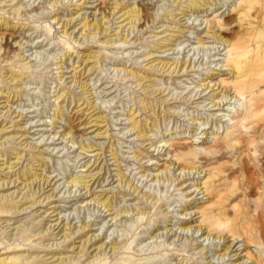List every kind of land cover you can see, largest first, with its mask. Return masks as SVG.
I'll return each instance as SVG.
<instances>
[{"label":"rangeland","instance_id":"374dc122","mask_svg":"<svg viewBox=\"0 0 264 264\" xmlns=\"http://www.w3.org/2000/svg\"><path fill=\"white\" fill-rule=\"evenodd\" d=\"M53 1L0 0V12L4 13L5 17H16L14 13L18 11L21 12L19 23H25L24 27L15 29V33L6 39L8 47L4 46L2 52L5 50V56L10 59L5 64L9 66L15 62H29V72L33 75L44 74L45 78L42 84H36L30 78L25 79L20 88L24 95L20 99L13 97L8 103H0V107L2 106L0 110L5 115L4 124L7 127L2 131V135L6 137L15 134L14 139L4 145L21 150L22 157L14 169L27 164L30 155L25 153H42L35 157L40 159L44 156L46 168L39 167L38 161L34 163L33 170L37 175L41 173L46 176L48 180L45 183L43 180L39 181L40 186L43 183V188L38 193V199L50 195L43 203H37L27 209L24 216L22 212L17 215L9 222L11 224L9 229L16 225L12 223L17 219L25 220L27 223L32 217L40 215L43 219L41 229L50 225L53 231L52 235L41 239L43 244H48L45 250L51 244H59L62 249L65 248L64 251H68L67 255L74 256L76 250L65 247L70 240L60 239L61 229L67 223L66 229L71 231L74 230L73 227L77 228L87 221L83 231H89L87 236L92 235L95 238L86 246L103 236V242L108 247L105 248L104 245L100 249V254L102 256L107 253L106 258L110 260L124 250L117 249L112 253L109 251L110 242L115 238L126 239L131 243V249L127 252L132 254L134 259L140 258L138 261L140 264H234L233 262L254 264L250 260H245L244 254L247 249L260 253L263 257L264 247L261 245H247L242 238L233 240L228 235L216 244L218 240L213 238L218 234L214 231L211 233L214 237H205L204 227L199 232L195 231L200 222L197 208L202 203H208L207 196L201 193V190H197L207 175V172H200L201 165L206 161L205 157H208L203 148L219 139L226 129H235L246 134V137H250L252 133L248 128L233 127L231 118L243 111L238 101L231 98L232 91L227 88L225 93H219L220 81L232 79L227 67L221 66L225 62L226 50V43L221 41V37L225 39L234 30L239 29L238 23L233 20L238 17L233 10L238 0H208L210 5L201 6L202 11L194 14L186 12L185 15L178 9L181 7L172 0H122L136 6L142 4L149 15L148 19L145 17L140 20L133 32L128 29L127 21L118 18L119 14L109 15L107 19L108 2L110 5L113 0H87L88 3L82 4L83 8L79 11L82 1L58 0L54 6H50L49 3ZM19 3L24 6L18 9ZM42 6L45 9H42ZM11 7L15 12L10 9ZM167 8L177 16L167 17L165 13ZM101 15L106 16L105 26L109 34L117 32L120 36H126L127 43H118L119 38L113 35L112 38H116V42L105 45L101 43L103 34L82 32L80 23L82 17L93 21ZM67 20L70 21L68 25L70 29L64 34L60 22ZM47 24L51 26V31L48 35H43ZM37 25L39 27L35 28ZM31 27L33 29L29 30ZM9 33L4 32L2 42ZM92 36L95 37L94 40L100 41L90 43ZM169 36L172 40L175 38V41L165 40ZM64 41L70 43L73 48L68 50L71 53L70 59L60 66L59 60L63 54L61 42ZM156 42L164 47L155 53L150 48L153 49L151 46ZM85 48L94 51L98 61L95 65L90 64L84 74L78 76V71L83 65L77 66ZM45 52L50 53L51 57L46 62H36ZM15 53H20V56L14 57ZM176 61L178 62L176 71L170 72L172 63ZM183 63L185 64L182 65ZM2 64L4 65V62ZM161 64L166 65L167 70L157 71L152 68ZM130 69L149 71L152 74V85L147 87L148 89H145V85L143 87L142 84L138 85L135 78L129 75ZM211 73L215 74L210 75ZM77 81H86L89 92L86 89L82 90ZM207 83L212 88L205 89ZM217 87L219 88L216 91L212 90ZM68 90L81 100L62 102V97L57 98L60 93ZM87 96L89 101L96 105L95 110L87 109L86 102L83 103ZM212 96L214 102L220 103L219 106H212ZM140 98L156 104L154 109L156 114H152L151 117L158 119V123L151 127L145 137L136 136L135 130L130 129L128 116L130 111H137L140 108ZM81 103L83 104L80 105ZM224 103L227 104L222 107ZM56 105L61 107L64 116L58 118L54 116ZM97 112L105 121L96 122ZM144 115L148 116L150 113L141 110L137 114L139 118H143ZM88 118L90 124L84 125ZM69 124L74 126L72 128L74 134L77 131L75 137L81 135L77 140L94 143L96 147L93 150H81L77 143L71 142L69 136H63V130ZM20 134L23 135L19 137ZM259 136L261 139L258 151L252 157L257 156L261 159L260 167L264 163L260 151V147L264 146V133ZM173 142H184L200 151L195 159L200 168L192 171L180 170L176 157L172 155ZM111 147L116 150L117 162L110 152ZM233 154L238 152L233 150L229 153H218L217 156H223L222 160L225 161ZM242 158L244 157L241 156L239 159ZM13 161L15 164L16 161L11 159V162ZM247 165L255 172L252 160L248 159ZM119 169L125 177L132 180L135 192L133 189L128 190L126 186H117ZM91 174L94 176L91 177ZM74 176H86L84 181L88 180L86 185L90 191L81 184L72 186L71 183H67ZM253 178L262 184L263 179L256 176V173ZM15 189L16 187H12L4 192ZM254 189L257 190V187ZM262 190L264 191V188ZM143 193L148 197L147 202L146 197H142ZM105 194L109 197L112 194L116 195L113 199L116 208L107 210L93 199L103 197ZM254 197L255 195L250 197L248 208L244 207L245 211L253 215L256 213ZM237 201V195L230 198L226 209L232 212L231 206ZM184 204L188 208L186 211H182L181 206ZM53 206L58 209L50 214ZM123 206L131 210L136 206L150 208L147 209L142 221L138 222L134 230L137 236L134 238L132 232L120 235L125 219L138 218L135 211L122 212L115 216V211ZM46 208L48 210L44 213ZM155 221L160 230L154 232V238H149L150 226ZM185 221L190 222L191 227L187 230L178 229L177 227ZM79 234L80 231L70 236L71 240L74 239L75 247ZM185 236L188 238L192 236L194 241L189 242L184 239ZM159 242L164 243V248L160 254L158 253L156 261L149 262L146 259L155 256L156 253L148 246ZM224 245H230L226 252L228 255L220 258L216 255L217 248ZM205 247L208 249H204ZM93 248L90 246L88 252ZM95 252L83 256L79 263L86 264L87 260L91 259L90 255ZM162 259L166 260L163 262Z\"/></svg>","mask_w":264,"mask_h":264},{"label":"bare ground","instance_id":"6f19581e","mask_svg":"<svg viewBox=\"0 0 264 264\" xmlns=\"http://www.w3.org/2000/svg\"><path fill=\"white\" fill-rule=\"evenodd\" d=\"M79 1L82 2L79 5L78 11L83 8L82 4L88 3L87 0ZM57 2L58 0H54L49 4L50 6H54V4ZM172 2L181 7L178 9L181 11V13H183V15H185L186 12H191L194 14L197 11H202L201 6L204 7L210 5L208 0H172ZM22 6L24 5L19 3L17 8H22ZM10 9H12V7ZM42 9L45 8L42 6ZM108 9L109 13L107 15V19L109 15L113 16L119 14L118 18H122L121 21H127L126 24L129 25L128 29H130L131 32L137 28V24L142 18L147 17L146 19H148L149 16L146 13V8H144L142 4L136 6L135 4L125 3L122 0H113L110 5L108 2ZM12 10L14 11V9ZM233 10L235 15H238V17L234 18L233 20L234 22L238 23L239 29L234 30L231 35L225 39L221 37V41L226 43V50L224 53L225 62L221 66L227 67L232 79L228 81L222 79L220 81L221 89L219 93H225L227 88L232 91L233 96L231 98H234L238 101L240 107L242 108L241 110L243 111V113H239L235 117L231 118L233 120V127H240L244 129L248 128L251 129L252 133L250 137H246V134L236 131L235 129H226L219 139H215L212 144L206 145L203 148L208 157H205L206 161L201 165L202 170L200 172H207V175L206 173L203 175V177H205V175L206 177L200 183V188H197V190H201V193H204V195L207 196L208 203H202L197 208L199 211L200 222L195 231L199 232L202 227H204L203 229L205 232L203 233L205 234V237H214L211 234L212 231H214L215 234H218V236L213 238L218 240L216 244H219V241L223 240L225 235H228L233 240L242 238V240L247 245L254 244L264 247V191L262 190L264 188V163L259 167L261 159H259L257 156L252 157V155H255L258 151V143L261 139V136L259 135L264 133V0H238L234 5ZM165 13L167 17L175 18L177 16V14L173 13L169 8L166 9ZM14 15H16L17 19L16 17H5L4 13L0 12V99L3 98L0 103L4 104L8 103L10 98L11 100L13 97L20 99V97L24 95V92L21 91L20 88L22 82H24L25 79L30 78L36 84H42L43 80L45 79L44 74L38 73L37 75H33L31 72H29V62H15L13 65L9 66L5 64L10 59L8 56H5V50L2 52L4 46L8 47L6 40L7 37L12 36L15 33V29L17 30V28L19 29L25 25V23H19L18 21V18L21 17V12L16 11ZM57 18L59 19V17ZM105 18V15H101L100 18L91 21L88 20L87 17H82L80 22L82 32H87L88 34L93 35L103 34V40L101 43H104L105 45L110 44V42H116V38H112L113 35L119 38H117L118 43H127L126 36H120L117 32L114 34H109L108 28L105 26ZM54 19H56V17ZM60 23L63 27V33H67L68 29H70V27H68L70 21L67 20ZM172 23L174 22H171V24ZM228 25L229 23L226 24V26ZM38 27L39 25H37L35 28ZM30 29H33V27L29 28V30ZM5 31L10 33L5 37V41L2 42ZM50 31L51 26L49 24L45 25L43 35H48ZM170 37L171 36L165 40L175 41V38L172 40ZM94 38L95 37L93 36L91 37L92 40H90V43L94 41H100V39L94 40ZM15 42L17 43V41ZM18 45L21 46L19 42ZM151 47L155 50L151 48L150 50L156 53L160 52L158 50L164 46L158 45L156 42ZM71 48H73V46L67 41L61 42V51L63 54L59 60L61 63L60 66L70 59L71 53L68 50ZM222 50H224V48ZM93 52L94 51H91L90 48L83 49L80 63L77 66L79 67L83 65V67L78 71V76L84 74L86 67H88L90 64L95 65L97 63L98 56H96ZM17 56H20V53L14 54V57ZM50 57L51 54L45 52V54L40 56V60L36 62H46ZM3 62L4 65L2 64ZM184 64L185 63L182 65ZM165 66L166 65L161 64L160 66L156 67L152 66V68L154 67V69L157 71H165L167 70L165 69ZM177 66L178 62H173L170 72L176 71ZM75 68L76 67H74V69ZM128 73L130 76H132V78H135V81L138 83V85L142 84V87L145 85V89L152 85V74L149 73V71L130 69ZM213 74L215 73H211L210 75ZM145 82L148 83L145 84ZM76 83L82 90H87L89 88V85L86 83V81H77ZM209 88L212 87L207 83L205 89ZM218 88L219 87L212 90L216 91ZM59 97H62V102H71L73 100H77L78 102L81 100L76 98L69 90L60 93L57 98ZM84 102H86L87 109H96V105L89 101L88 96L84 99L83 103ZM211 102L212 106L220 105V103L214 102V96H212ZM139 104L140 108L137 111H130L128 114L130 120V129L135 130L136 136L145 137L150 132L151 127L158 123L157 117H151L152 114H156L154 112L156 104L151 101H146L145 98H140ZM226 104L227 103L222 104V107ZM0 108H2V106ZM141 110L147 111L150 113V115H144L143 118H139L137 114ZM55 111L56 114H54V116L56 118L64 116L60 106L56 105ZM2 112L3 111L0 110V161H2L0 162V250H2V252H0V264H80V259L87 254H91L93 251L96 252L90 255L89 258L91 259L87 260L86 264H106L107 262H109L108 264H140L138 262L141 260L140 258L134 259L132 254L127 252L129 249H131V243L126 239L118 240L115 238L110 242L109 251H112V253H114V251L117 249L125 250L120 253L117 252L119 255L110 260L106 258L107 253L103 254L102 256L100 254V249L105 245L103 242V236L100 239L93 241V243H91L89 246H86L92 239L95 238L94 236L92 237V235L87 236L89 231H83L86 227L87 221L77 228L73 227L74 230L71 231L66 229V226H68L67 223H65L61 229L62 234L60 239L63 238L64 241L70 240V242L67 243L65 247L75 249L76 251L74 252V256L67 255L66 252L68 251H64L65 248L62 249V246L59 244H51L48 249L45 250L48 244H43L41 239L45 236L52 235L53 231L50 229V225L46 228L43 226L41 229L43 219L40 215L32 217L27 223L25 220L20 221V219H17L13 223L11 222L12 224L16 223V225L9 229L11 225L9 222L15 219L17 215L22 212L21 214L24 216V214H27V209L33 207L37 203H43L44 199L49 198L50 195H46L42 199H38V193L43 188V183L48 180L46 176L41 175V173L37 175L36 171L33 170L34 163L38 161L39 164L37 165H39V167L42 168L46 166L47 162L44 161V156H42L40 159L35 157L37 155H41L42 153H25V155H30L27 164L24 167L21 166L20 168L14 169L18 161L21 159L22 154L21 150H18L16 147H6L4 145L9 140H13L15 134L6 137L2 135V131L7 129L6 125L4 124L5 115H3ZM103 121H105L104 117H102L99 112H97L96 122L101 123ZM87 124H90L89 118L84 123V125ZM73 127L74 126L70 124L66 126L62 135L69 136L71 138V142L77 143L79 145V149L81 150H93V148L96 147L94 143H84V140H77V138L81 135L75 137L77 131H75L74 134V131H72ZM22 135L23 134H20L19 137ZM172 146L174 147L172 155L176 157V162L178 163L179 167H181L180 170L188 169L192 171L193 169L200 168H198L197 163L195 162V159L197 158V155L200 151L192 148L190 144L184 142H173ZM29 147L31 148L32 145H29ZM233 150L238 152V154H233L225 161L222 160L223 156H217L218 153L224 154ZM260 151L262 158L264 159V146L260 147ZM110 152H112L113 159L115 162H117L118 157L116 150L111 147ZM10 155H13V157H10ZM241 156L244 158L239 159ZM11 159H14L16 163L13 164L14 161L11 162ZM248 159L252 160V167L255 168V172L251 171V168L247 165ZM52 161H54V159H52ZM54 163H56V160ZM255 173L256 176H259L261 179H263L262 184L253 178ZM90 176L93 177L94 174H91ZM85 177L86 176H74L71 177L67 183H71L72 186H75V184H81L87 189V191H90V188H88V185H86L88 180L84 181ZM41 180L44 182L40 186L39 181ZM36 181L38 183L37 187ZM116 181L117 186H126L127 189H133V192L136 191L132 180L125 177L124 173L121 172L120 169L118 170ZM4 186L6 187L4 188ZM12 187H16V189L11 192H4ZM254 187H257V190L254 189ZM236 195L238 197V201L231 206L232 212H230L226 208L229 205L230 198ZM252 195H255L253 200L255 203V215L244 210V207L248 208V203ZM115 196V194H112V196L109 197L105 194L103 197L99 198L98 196L93 199L103 208L112 210L113 208H116L115 203L113 202ZM142 197H146V193H143ZM157 200L158 199H156V201ZM147 201L148 197L145 199V202ZM181 207L182 211H186L188 209L187 205L185 204ZM57 209L58 207L53 206V210L49 213L51 214ZM147 209L150 208L136 206L133 210H131L129 207L123 206L115 211V216L122 212L135 211V214L138 215L139 218L132 217L130 220L125 219L123 222V228L121 229L122 234L120 235H126L132 232L133 238L137 236L134 230L137 227L138 222H141L144 218ZM47 210L48 209L46 208L44 213ZM185 213H182L183 216ZM190 227V222L185 221L182 222L177 228H180V230H187ZM158 230L160 229L157 227V223L155 221L150 226L149 238H154L153 234ZM78 231H80V234L78 235L79 240L75 247L74 239L71 240L70 236L77 233ZM222 232L224 234H220ZM184 239L191 243L194 241L192 236L191 238L185 236ZM136 240L138 239L136 238ZM163 244L164 243L159 242L148 246L150 249L154 250L156 255L146 260L149 262L156 261L155 258L164 248ZM90 246H93L94 248L88 252ZM106 247H108L107 244L105 245V248ZM196 248H198V246H196ZM229 248L230 245H224L221 247L219 246L217 248L218 254L216 255L220 258H223L225 255H228L226 252L229 250ZM204 249L208 248L205 247ZM244 255L245 260H250L254 264H264V256L262 257L260 253H254L253 251L247 249ZM162 260L164 262L166 259ZM233 263L237 264V262Z\"/></svg>","mask_w":264,"mask_h":264}]
</instances>
